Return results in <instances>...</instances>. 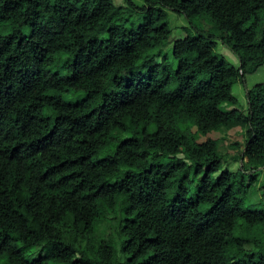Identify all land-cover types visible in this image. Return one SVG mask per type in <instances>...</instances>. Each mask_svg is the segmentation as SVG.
<instances>
[{"label": "trees", "instance_id": "obj_1", "mask_svg": "<svg viewBox=\"0 0 264 264\" xmlns=\"http://www.w3.org/2000/svg\"><path fill=\"white\" fill-rule=\"evenodd\" d=\"M143 2L0 0V264H264V0Z\"/></svg>", "mask_w": 264, "mask_h": 264}, {"label": "rangeland", "instance_id": "obj_2", "mask_svg": "<svg viewBox=\"0 0 264 264\" xmlns=\"http://www.w3.org/2000/svg\"><path fill=\"white\" fill-rule=\"evenodd\" d=\"M116 5H124L123 0H112ZM135 4V9L129 14V6H125V15L123 21H119V25H123L125 28L129 29L132 27L138 26L144 17V10L141 9L144 2L143 0H132ZM168 21L170 27L173 29L172 37L168 42L167 46H165L164 51L169 55V60L171 61V45L175 39L182 38L185 36V29L190 28V23L183 16L178 15L177 13L167 10ZM204 28L210 30L211 24L208 22L204 23ZM29 29L26 28L25 32L29 33ZM190 31H193L190 29ZM217 53L221 55L228 64L233 66H238L239 60L237 56L231 52L226 46H224L221 42H217ZM157 62H160L157 59ZM264 82V65L256 70L253 74L247 75L244 83H238L232 87V93L238 98L239 106L236 108L245 107L246 108V92L248 89L252 88L257 83ZM230 109V108H227ZM212 137L218 141L219 143V151L222 153L224 157V165L225 169H229L231 171H237L241 167V162L237 159L235 162V158L241 156L242 147L244 145V136L238 130L230 131V132H214ZM201 141H204V138H201ZM264 177V172L258 176V180H262ZM259 194L262 195V190H259ZM257 202V197L253 195V198H250L248 203L254 204ZM257 206V205H255ZM259 207V206H257Z\"/></svg>", "mask_w": 264, "mask_h": 264}]
</instances>
